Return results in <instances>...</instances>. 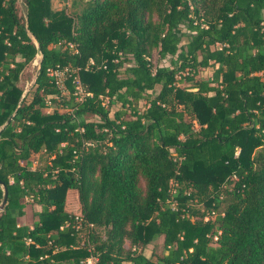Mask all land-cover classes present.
Returning a JSON list of instances; mask_svg holds the SVG:
<instances>
[{
	"label": "trees",
	"instance_id": "1",
	"mask_svg": "<svg viewBox=\"0 0 264 264\" xmlns=\"http://www.w3.org/2000/svg\"><path fill=\"white\" fill-rule=\"evenodd\" d=\"M56 1L0 0V264H264V0Z\"/></svg>",
	"mask_w": 264,
	"mask_h": 264
},
{
	"label": "rangeland",
	"instance_id": "2",
	"mask_svg": "<svg viewBox=\"0 0 264 264\" xmlns=\"http://www.w3.org/2000/svg\"><path fill=\"white\" fill-rule=\"evenodd\" d=\"M69 2H70V4H71V2H73V0H69ZM69 2H68V4H69ZM60 2H58V1H56V4H54L53 6H54V8H57V7H59L60 6ZM67 4V5H68ZM77 7H68V10H75ZM17 10H18V12L19 13H22L23 12V8L21 7V5H20V3H18L17 4ZM150 59H151V61L152 62H155V60H156V55H155V53L154 52H152V54H151V57H150ZM36 63H37V58L35 57L31 62H29L28 64H27V66L25 67V69H24V72H23V76L27 79V80H29L28 81V83H30L31 81H32V78H33V76H34V66L36 65ZM210 74H211V67H209V68H204V69H200V71H199V74H198V76L200 77V78H206V77H208V76H210ZM35 158L36 157H34V158H32V163H35ZM45 162V158L44 157H42L41 155H37V164H40V165H42L43 163ZM73 202H74V198H73V196L70 194L69 196H68V202H67V205L70 207L72 204H73ZM30 203H27V205H26V207H25V215H24V219H23V222H29L30 221V219H31V212H32V210H33V207L32 206H30L29 205ZM100 233L102 232V231H100V229L98 230ZM160 238L159 239H157V240H155V242H153V244L152 245H148L145 249H144V252L146 253V254H148L149 252H150V250H152L153 252H155V253H159L160 252ZM124 247H127V242H124Z\"/></svg>",
	"mask_w": 264,
	"mask_h": 264
},
{
	"label": "built area",
	"instance_id": "3",
	"mask_svg": "<svg viewBox=\"0 0 264 264\" xmlns=\"http://www.w3.org/2000/svg\"><path fill=\"white\" fill-rule=\"evenodd\" d=\"M58 2L61 3L60 7H62V6H66L69 0H58ZM68 45L70 46L71 44ZM75 69L76 68L70 69L68 66H58V65L46 69V75L48 76L50 82H52L55 88L58 90L59 94H65L68 92L65 83L68 77L70 76V72H74ZM71 83L73 84L72 94L75 96L76 99L82 98L84 93L78 81L77 76L72 77ZM49 109H50V105L47 102L46 110ZM95 261H96V257L94 255H89L88 257L85 258L84 263L94 264Z\"/></svg>",
	"mask_w": 264,
	"mask_h": 264
},
{
	"label": "water",
	"instance_id": "4",
	"mask_svg": "<svg viewBox=\"0 0 264 264\" xmlns=\"http://www.w3.org/2000/svg\"><path fill=\"white\" fill-rule=\"evenodd\" d=\"M34 42V45H35V49H36V52H35V57L37 59H39L40 57V50L38 49V46H37V43L33 40ZM39 67V61H37L36 63V68ZM33 81V80H32ZM32 81L29 83L31 84ZM28 87V86H27ZM27 87H25V89L23 90L22 94H24V92L26 91ZM19 104H17L18 106ZM16 106V108H17ZM16 108L13 110V112L6 118V120L0 125V129H2L12 118V116L14 115L15 111H16ZM2 186V185H1ZM2 190H3V197H2V200L0 202V210L2 209L3 205H4V202H5V196H6V190L5 188L2 186Z\"/></svg>",
	"mask_w": 264,
	"mask_h": 264
},
{
	"label": "crops",
	"instance_id": "5",
	"mask_svg": "<svg viewBox=\"0 0 264 264\" xmlns=\"http://www.w3.org/2000/svg\"><path fill=\"white\" fill-rule=\"evenodd\" d=\"M23 217H24V216H22V217H20V218L18 219L19 223H24V222H23V219H24Z\"/></svg>",
	"mask_w": 264,
	"mask_h": 264
}]
</instances>
